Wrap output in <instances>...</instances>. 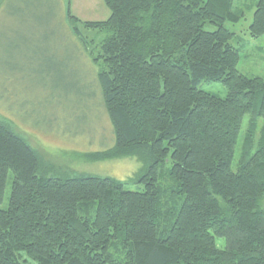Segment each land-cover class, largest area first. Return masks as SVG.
Wrapping results in <instances>:
<instances>
[{
	"label": "trees",
	"instance_id": "obj_1",
	"mask_svg": "<svg viewBox=\"0 0 264 264\" xmlns=\"http://www.w3.org/2000/svg\"><path fill=\"white\" fill-rule=\"evenodd\" d=\"M239 1L103 0L109 17L83 23L66 11L96 34L71 25L98 51L114 133L113 148L90 160L131 156L142 169L126 181L47 175L0 120V202L11 176L0 264H264V80L237 69L240 46L225 25L244 19ZM247 30L264 37V0ZM202 82L222 84L226 97Z\"/></svg>",
	"mask_w": 264,
	"mask_h": 264
},
{
	"label": "rangeland",
	"instance_id": "obj_2",
	"mask_svg": "<svg viewBox=\"0 0 264 264\" xmlns=\"http://www.w3.org/2000/svg\"><path fill=\"white\" fill-rule=\"evenodd\" d=\"M257 1L240 0L239 7H249L244 19L225 27L235 34L232 44L240 46L238 71L264 80V37L253 39L247 30ZM66 11L81 23L109 17L103 0H0V120L36 152L47 175L135 178L142 169L135 157L90 160L113 148L114 133L96 79L98 51L87 50L71 25H77L82 38L95 39L96 34L68 19ZM198 88L219 98L227 95L218 82H202ZM262 124L258 119V130ZM248 127L245 116L232 170ZM10 193L11 176L1 210L7 209Z\"/></svg>",
	"mask_w": 264,
	"mask_h": 264
}]
</instances>
